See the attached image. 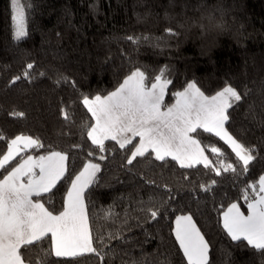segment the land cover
Segmentation results:
<instances>
[{
  "label": "trees",
  "instance_id": "1",
  "mask_svg": "<svg viewBox=\"0 0 264 264\" xmlns=\"http://www.w3.org/2000/svg\"><path fill=\"white\" fill-rule=\"evenodd\" d=\"M22 3L27 36L16 41L10 0H0V132L9 140L17 135L37 139L42 147L28 149L25 156L51 151L68 156L65 177L41 201L56 214L83 166L100 167L84 193L96 252L48 257L46 247H35L26 257L30 264H187L173 232L176 216L187 214L209 245L208 264H262L264 255L231 240L222 215L233 203L246 210L244 194L253 192L247 185L264 175V0ZM28 64L33 68L24 77ZM137 69L147 80L165 70L172 81L165 95L168 106L189 82L207 96L225 86L236 89L242 98L228 110L225 127L254 149L248 172L221 170L217 176L212 167L181 168L171 158L156 160L153 153L129 164L137 138L124 149L106 140L101 153L88 139L85 125L94 120L82 99L109 94ZM13 112L24 115L15 118ZM198 131L199 136L192 135L203 147L221 150L219 158L205 151L213 166L222 160L237 167L227 144ZM6 151L0 141V153Z\"/></svg>",
  "mask_w": 264,
  "mask_h": 264
},
{
  "label": "snow or ice",
  "instance_id": "2",
  "mask_svg": "<svg viewBox=\"0 0 264 264\" xmlns=\"http://www.w3.org/2000/svg\"><path fill=\"white\" fill-rule=\"evenodd\" d=\"M10 7L12 36L20 41L27 36L25 4L22 0H10ZM32 68V64L27 65L24 77L29 76ZM19 79L21 77L15 78ZM171 83L165 78L164 69L154 76V80H147L145 73L137 69L108 95H96L91 99L83 97L82 104L95 121L94 125H85L88 139L103 153L106 140L115 141L124 149L138 137L139 143L133 144L129 164L136 157L154 153L156 160L171 157L181 168H193L199 164L212 167L217 176L221 170L237 175L247 173L255 159L254 149L239 143L225 127L229 121L228 110L242 98L238 91L225 86L207 96L195 83L189 82L183 91L173 94L175 102L168 106L165 95ZM12 115L21 118L24 114L13 112ZM201 129L231 148L237 158V167L222 160L218 167L213 166L205 151L210 150L219 158L221 150L215 146L206 149L201 145L192 135L199 136L198 130ZM0 141L7 144L6 153H0V170L7 172L0 173L3 174L0 179V264H30L26 257L35 247H46L48 257L95 253L84 192L94 183L99 165L89 162L83 166L71 180L62 210L56 214L41 201L65 177L68 156L59 151L37 158L30 153L25 156L28 149L42 147L37 139L25 135L9 140L0 132ZM17 157L20 158L17 166L7 170L6 166ZM98 158L104 159L102 155ZM247 187L253 190L252 195L244 194L248 214L244 215L237 204H231L223 213V229L232 241L242 242L249 250L264 255V175ZM210 188L211 185L207 190ZM151 216L155 219L157 212L152 211ZM175 223V240L187 264H208L209 245L192 217L179 216Z\"/></svg>",
  "mask_w": 264,
  "mask_h": 264
},
{
  "label": "rangeland",
  "instance_id": "3",
  "mask_svg": "<svg viewBox=\"0 0 264 264\" xmlns=\"http://www.w3.org/2000/svg\"><path fill=\"white\" fill-rule=\"evenodd\" d=\"M70 185H71V184H70ZM69 187H70V186H69ZM237 206L240 208L241 212H242L244 215H247V214H248L247 203H246V210H243L239 204H237ZM227 209H228V208H227ZM227 209H226V211H227ZM179 216H190V215L187 214V215H179ZM179 216H176V218L179 217ZM222 216H223V215H222ZM176 218H175V220H174L173 232H174L175 227H176V223H175ZM192 220H193V219H192ZM222 222H223V217H222ZM193 223H194V221H193ZM194 224H195V223H194Z\"/></svg>",
  "mask_w": 264,
  "mask_h": 264
},
{
  "label": "crops",
  "instance_id": "4",
  "mask_svg": "<svg viewBox=\"0 0 264 264\" xmlns=\"http://www.w3.org/2000/svg\"><path fill=\"white\" fill-rule=\"evenodd\" d=\"M107 95H108V94H107ZM105 96H106V95H105ZM102 97H103V96H102ZM93 98H94V97H93ZM90 99H91V98H90ZM174 102H175V101H174ZM174 102H173V103H174ZM94 124H95V121H94L93 125H94ZM136 138H137V143H136V144H138V143H139V138H138V137H136ZM134 139H135V138H134ZM153 154H154V153H153ZM47 155H48V154H47ZM154 156H155V154H154ZM33 157H34V156H33ZM34 158H37V157H34ZM166 158H171V157H166ZM65 163H66V162H65ZM94 164H96V163H94ZM82 169H83V168H82ZM82 169H81V170H82ZM81 170H80V171H81ZM36 171H38V169H36ZM80 171H79V172H80ZM79 172H78L77 174H79ZM77 174H76V175H77ZM96 174H97V173H96ZM1 179H3V177H2ZM70 186H71V185H70ZM85 191H86V189H85ZM84 193H85V192H84ZM85 210H86V207H85ZM222 217H223V216H222ZM222 223H223V222H222ZM84 254H87V252L84 253Z\"/></svg>",
  "mask_w": 264,
  "mask_h": 264
}]
</instances>
